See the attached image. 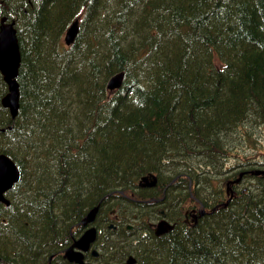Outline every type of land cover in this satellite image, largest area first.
I'll list each match as a JSON object with an SVG mask.
<instances>
[{"label": "trees", "instance_id": "1", "mask_svg": "<svg viewBox=\"0 0 264 264\" xmlns=\"http://www.w3.org/2000/svg\"><path fill=\"white\" fill-rule=\"evenodd\" d=\"M4 17L17 28L20 100L13 119L0 74V153L21 178L0 203V264H70L63 251L96 205L101 263L264 264V176L250 173L264 168L253 141L264 133V0H0ZM118 72L123 84L110 91ZM195 169L205 199L226 207L193 223L183 215L198 207ZM241 170L228 194L224 182ZM148 173L157 185L137 188ZM110 209L133 229H107ZM159 209L175 227L156 237Z\"/></svg>", "mask_w": 264, "mask_h": 264}, {"label": "water", "instance_id": "2", "mask_svg": "<svg viewBox=\"0 0 264 264\" xmlns=\"http://www.w3.org/2000/svg\"><path fill=\"white\" fill-rule=\"evenodd\" d=\"M78 33V21L71 23L64 35V42L70 45ZM20 66V51L16 37V31L13 22L4 23L1 20L0 25V73L4 81L8 85V93L2 98V105L9 109L11 117L17 115L19 105V89L17 83L18 71ZM124 74L122 72L113 75L108 81L107 87L110 90L120 88L123 83ZM257 173H260L257 172ZM21 177V173L14 161L7 155L0 153V202L5 205L9 204L8 199L5 198V193L12 189ZM157 183V177L153 173H149L141 178L138 183L139 187L151 188ZM99 206L93 207L86 216L81 220L82 226L85 228L83 233L75 239L70 246L64 250L63 257L68 263L74 264H96L84 260L85 253L90 250L91 245L97 237V228L91 226L94 222ZM90 225V226H89ZM109 227H113L110 224ZM173 225L166 219H161L154 225V232L156 236L162 235L172 230ZM92 257L98 256V251L92 249L90 251ZM135 259L128 257L120 264H133ZM113 264V263H106Z\"/></svg>", "mask_w": 264, "mask_h": 264}, {"label": "bare ground", "instance_id": "3", "mask_svg": "<svg viewBox=\"0 0 264 264\" xmlns=\"http://www.w3.org/2000/svg\"><path fill=\"white\" fill-rule=\"evenodd\" d=\"M256 7V6H255ZM256 11V10H255ZM263 12V11H262ZM254 15V14H253ZM5 18V17H4ZM79 18V17H78ZM6 19V18H5ZM261 20V19H260ZM10 21V20H9ZM238 22V21H237ZM67 29V28H66ZM16 30H17V28H16ZM89 30V29H88ZM87 30V31H88ZM17 32V31H16ZM89 33V32H88ZM264 33V32H263ZM17 34V33H16ZM256 34V33H255ZM249 35V34H248ZM88 36V35H87ZM18 38V37H17ZM84 45V44H83ZM21 54V53H20ZM21 56V55H20ZM63 66V65H62ZM60 70V69H59ZM61 72H62V70H61ZM126 90V89H125ZM105 105V104H104ZM112 109V108H111ZM190 112V111H189ZM104 113V112H103ZM106 114V113H105ZM108 115V114H107ZM107 117V116H106ZM109 121V120H108ZM112 123V122H111ZM108 124H109V122H108ZM260 127V126H259ZM3 129V128H2ZM39 132V131H38ZM53 136V135H52ZM36 138V137H35ZM55 138V137H54ZM233 140V139H232ZM27 141V140H26ZM25 143V142H24ZM45 143H46V141H45ZM27 145V144H26ZM229 146V145H228ZM31 147V146H30ZM35 147V146H34ZM20 148V147H19ZM56 152V151H55ZM34 153V152H33ZM5 154V153H4ZM34 155V154H33ZM227 156V155H226ZM234 157V156H233ZM244 157H245V155H244ZM248 157H249V155H248ZM255 158H257V157H255ZM261 158V157H260ZM248 159V158H247ZM215 161V160H214ZM263 162V161H262ZM66 165V164H65ZM220 169V168H219ZM223 169V168H222ZM260 169V168H259ZM225 170V169H224ZM227 171V170H226ZM226 171H224V173L226 172ZM257 171H260V172H262L263 173V176H264V170H257ZM221 172L223 173V171L221 170ZM230 171H228V173H229ZM201 172H199V174H200ZM215 173V172H214ZM223 173V174H224ZM199 174L197 173V170L195 169V176H197V177H195V176H193V175H191L190 174V176L194 179V181H192L191 180V177H189L190 179H189V186H188V190H189V197H194V200L196 201V202H198V204L199 203H202V205H200L199 207H197V214L195 213V212H193V209H192V206L190 205L189 206V209H188V214L189 215H191L190 217L193 219V223H196L197 222V220L199 219V216H202V215H204L205 213H211V212H214L215 210H216V208L218 207V206H223V208H225L226 207V204L224 203V202H220L219 201V203H217V202H214V200H213V198L211 197V200L210 199H204V198H202V196H203V189H204V187H205V184H200L198 181H196V178H198L199 177ZM216 174V173H215ZM223 174H221V176L223 175ZM217 175H218V173H217ZM145 176V175H144ZM144 176H142V177H144ZM183 176V175H182ZM225 176V175H224ZM236 176V175H235ZM256 176V175H255ZM141 177V178H142ZM230 177V176H229ZM141 178H140V180H141ZM158 178V177H157ZM222 178V177H221ZM226 178V177H225ZM224 178V179H225ZM61 179V178H60ZM140 180L137 182V185H136V187L138 188L139 186H138V183L140 182ZM173 181V180H172ZM158 182V181H157ZM175 182V181H174ZM174 182H173V185H174ZM194 182V186L193 187H191L192 186V183ZM170 183V182H169ZM172 183V182H171ZM170 183V184H171ZM177 183V182H176ZM221 183H223V182H221ZM241 183V182H240ZM169 184V185H170ZM241 185V184H240ZM180 186V185H179ZM179 186H177L178 188H179ZM239 186V185H238ZM198 187V190H199V192H200V195H197V194H195V193H192L191 192V189H196ZM148 189V188H147ZM140 190V189H139ZM138 190V191H139ZM133 192H134V189L132 190ZM163 191V190H162ZM227 191H231V185H226V192ZM164 192V191H163ZM225 193V192H224ZM143 194V193H142ZM195 195H197V197H195ZM145 196V195H144ZM143 196V197H144ZM181 196V195H180ZM200 196V197H199ZM222 196V195H221ZM224 196V195H223ZM117 197V196H116ZM183 197V196H182ZM77 198V197H76ZM112 198V197H111ZM118 198H120V197H118ZM132 198V197H131ZM180 198V197H179ZM221 198V197H220ZM116 199V198H115ZM136 199V198H135ZM150 199V198H149ZM165 199V198H164ZM184 199V198H183ZM192 199V198H191ZM225 200H226V198H224ZM113 200H114V198H113ZM116 200H118V199H116ZM151 200V199H150ZM194 201V202H195ZM113 202V201H112ZM190 202H191V200H190ZM195 202V203H196ZM228 202H230V201H228ZM192 203V202H191ZM227 203V202H226ZM114 204V203H113ZM153 205H155V204H153ZM83 206V205H82ZM210 206V208H208ZM187 206L185 205V207L184 208H186ZM229 207H230V205H229ZM228 207V208H229ZM115 208V207H114ZM118 208V207H117ZM128 209L130 208V207H127ZM181 209V208H180ZM111 210V209H110ZM117 210V209H116ZM115 210V211H116ZM98 211H99V209H98ZM119 211H121V210H118V212ZM178 211H179V209H178ZM223 211V210H222ZM122 212V211H121ZM125 212H126V210H125ZM125 212H122V213H125ZM127 212H128V210H127ZM131 212V211H130ZM110 213V212H109ZM120 213V212H119ZM129 213V212H128ZM120 215V214H119ZM131 215V214H130ZM104 216V215H103ZM141 216H143V215H141ZM140 216V217H141ZM221 216V215H220ZM225 216V215H224ZM226 216H227V219H228V224L230 225V226H232V227H234V228H238L239 227V216L237 215V214H232V215H230V213H227L226 214ZM104 217H106V216H104ZM120 217V216H119ZM136 217H137V215H136ZM121 218H122V216H121ZM126 218H128V217H126ZM145 218V217H144ZM147 218V217H146ZM82 220V219H81ZM128 221H130V219L128 220ZM213 222V221H212ZM211 222V223H212ZM123 224V223H122ZM121 224V225H122ZM142 224V223H141ZM193 225V224H192ZM204 225V224H203ZM119 226V225H118ZM207 228H211L212 227V224H208V223H206V225H205ZM175 227V226H174ZM105 228V227H104ZM121 228V227H120ZM108 229V228H107ZM122 229H123V227H122ZM215 230H218V228H214ZM203 230V229H202ZM201 231V230H200ZM122 232V231H121ZM120 232V233H121ZM137 233H138V231H137ZM145 233V232H144ZM114 235H116V234H114ZM98 237V236H97ZM114 237V236H113ZM253 240V239H252ZM241 242V241H240ZM235 243V242H234ZM238 244V243H237ZM242 244V243H241ZM258 244H260V243H258ZM257 244V245H258ZM103 245V244H102ZM224 245V244H223ZM99 246V245H98ZM234 246V245H233ZM248 246V245H247ZM261 246V245H260ZM263 246V245H262ZM231 247H232V245H231ZM257 247V246H256ZM255 247V248H256ZM97 248V247H96ZM229 248V247H228ZM233 248V247H232ZM2 249V248H1ZM227 249V248H226ZM241 248H239V250H240ZM260 249V248H259ZM98 250H99V247H98ZM228 250V249H227ZM238 250V251H239ZM256 251H257V249H255ZM261 250V249H260ZM10 251V250H9ZM99 251H101V250H99ZM237 251V250H236ZM245 251V250H244ZM244 251H243V253H244ZM248 251V250H247ZM253 251V250H252ZM101 252H103V251H101ZM229 252H231L232 253V250L231 251H229ZM260 252V251H259ZM2 253V252H1ZM103 253H105V252H103ZM113 253V252H112ZM111 253V254H112ZM242 253V254H243ZM262 254V253H261ZM260 254V255H261ZM235 255V254H234ZM256 255V254H255ZM264 255V254H263ZM120 256V255H119ZM118 256V257H119ZM132 256V255H131ZM257 256H258V254H257ZM17 257V256H16ZM100 257V256H99ZM103 257V256H102ZM13 258V257H12ZM260 258V257H259ZM225 260L226 259H228V258H224ZM243 259V258H242ZM256 259H258V258H256ZM234 261V260H233ZM242 261V260H241ZM259 261V260H258ZM261 261V260H260ZM112 262V261H111ZM113 262H115V261H113ZM117 262V261H116ZM115 262V263H116ZM118 262H120V260L118 261ZM117 262V263H118ZM135 263V262H134ZM133 263V264H134ZM241 263V262H240ZM7 264V263H6ZM242 264V263H241Z\"/></svg>", "mask_w": 264, "mask_h": 264}, {"label": "rangeland", "instance_id": "4", "mask_svg": "<svg viewBox=\"0 0 264 264\" xmlns=\"http://www.w3.org/2000/svg\"><path fill=\"white\" fill-rule=\"evenodd\" d=\"M254 124V123H253ZM255 125V124H254ZM256 126V125H255ZM257 128H258V126H257ZM261 133H263V131H262V128H259V130H258V133H254L253 134V136H254V142L256 143V148H258L259 147V150L258 151H260L261 150V145L263 146L264 145V133L263 134H261ZM254 144V143H253ZM238 148H236L235 150H238V152L239 153H249V154H252V155H255L256 154V150L254 149V146L253 145H243V144H241V143H238ZM261 152L262 153H264V149H262L261 150ZM230 161H232V162H229V164L230 165H232V164H234L233 163V161H237L238 160V158L237 157H233V156H230L229 158H228ZM257 159H260V161L262 162L263 160L262 159H264V154H263V156L261 157V158H257ZM229 165V166H230ZM260 168V169H259ZM262 169H264V168H261V166H256V168L254 169V170H251L252 172L253 171H256V172H259V171H257V170H262ZM201 185L202 184H205V187H204V189H203V196H202V198H206V191H208V188L206 187L207 186V184L206 183H204L201 179L198 181ZM224 184L226 185V182H224ZM225 187V186H224ZM210 199V198H209ZM189 218V220H191V217L189 216L188 217ZM187 221H188V219H187ZM192 221V220H191ZM214 230V229H213ZM220 230V229H219ZM137 234H144V231H141V230H139L138 231V233Z\"/></svg>", "mask_w": 264, "mask_h": 264}, {"label": "flooded vegetation", "instance_id": "5", "mask_svg": "<svg viewBox=\"0 0 264 264\" xmlns=\"http://www.w3.org/2000/svg\"><path fill=\"white\" fill-rule=\"evenodd\" d=\"M262 170H264V169H262ZM130 196H131V195H130ZM157 200H158V199H157ZM159 200L161 201V199H159ZM196 203L198 204V202H196ZM200 205H202V203H199V204H198V207H199ZM186 206H187V207H186L185 209L183 208V209H184V215H183L184 220H185V219H188V217L191 216V215L188 214V209H189V206H190V205L187 204ZM191 206H192L193 212H195V213L197 214V206H195V205H191ZM163 210H164V209H163ZM115 217H117V216L115 215ZM159 218H160V217H159ZM191 220L193 221L192 218H191ZM116 222H117V224H120V220H118V221L116 220ZM130 222H131V221H130ZM122 223H123V222H122ZM123 224H124V223H123ZM131 224H132V223H131ZM125 226H126L125 228L127 229L128 226H127L126 224H125ZM145 233H146V232H145ZM145 233H144V234H145ZM86 257H87V256H86Z\"/></svg>", "mask_w": 264, "mask_h": 264}]
</instances>
